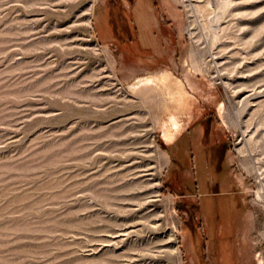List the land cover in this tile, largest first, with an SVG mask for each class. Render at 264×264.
<instances>
[{"label":"rangeland","instance_id":"rangeland-1","mask_svg":"<svg viewBox=\"0 0 264 264\" xmlns=\"http://www.w3.org/2000/svg\"><path fill=\"white\" fill-rule=\"evenodd\" d=\"M219 6L0 0V264H264V0Z\"/></svg>","mask_w":264,"mask_h":264},{"label":"bare ground","instance_id":"bare-ground-1","mask_svg":"<svg viewBox=\"0 0 264 264\" xmlns=\"http://www.w3.org/2000/svg\"><path fill=\"white\" fill-rule=\"evenodd\" d=\"M233 1L234 0H221L220 2H219V0H218V4L220 5L219 7L220 8H222L223 10H228L229 8H230V6H231V4L233 3ZM215 37H216V35H215ZM139 79V78H138ZM140 82H142V84H149L150 82H151V77H147V78H143V79H141L140 80ZM139 82V83H140ZM135 86V85H134ZM184 89L185 88H183L182 89V87H181V89L179 90H176V92L175 91H172V94H173V97L174 98H176L175 100L176 101H178V102H182L183 100H184V97H185V94H186V92H184ZM168 91V90H167ZM170 92V91H169ZM170 94V93H169ZM176 101H175V103H176ZM178 105V104H177ZM176 106V105H175ZM172 120L174 121L173 122V126H174V124H176V122H175V115H173L172 114ZM173 136H174V131H173V127L172 126H170L169 125V127H167L166 128V131H165V133H164V139H166L167 141H172V139H173ZM259 195H260V193H258ZM258 195V196H259ZM260 197V196H259Z\"/></svg>","mask_w":264,"mask_h":264},{"label":"flooded vegetation","instance_id":"flooded-vegetation-1","mask_svg":"<svg viewBox=\"0 0 264 264\" xmlns=\"http://www.w3.org/2000/svg\"><path fill=\"white\" fill-rule=\"evenodd\" d=\"M208 153H209V151H206V152H204V154H202L200 156L199 164L195 167L196 173H197L199 179H201L202 177H203L202 179L205 178V173H203V170H205V165H204L205 161H206L205 156H207ZM203 161H204V164H203ZM198 183H199V180H198ZM197 186H198V184H197Z\"/></svg>","mask_w":264,"mask_h":264},{"label":"crops","instance_id":"crops-1","mask_svg":"<svg viewBox=\"0 0 264 264\" xmlns=\"http://www.w3.org/2000/svg\"><path fill=\"white\" fill-rule=\"evenodd\" d=\"M143 7V4H142V6H141V9L139 10L140 11V14H141V17L143 18V17H145L146 16V13L145 12H147L146 11V9L145 8H142ZM145 7V6H144ZM144 9V10H143ZM140 16V15H139ZM211 149V147H205L200 153H199V156H198V159H197V165L199 164V161H200V156L202 155V154H204V152H206V151H211L210 150ZM209 154V153H208ZM205 158H207V156H205ZM206 162V161H205ZM219 163H220V160H219ZM207 165V164H206ZM220 165V164H219ZM214 192H216V191H214ZM228 194H229V192H227ZM206 194V196H209V195H214L212 192L210 193V192H207V193H205Z\"/></svg>","mask_w":264,"mask_h":264}]
</instances>
